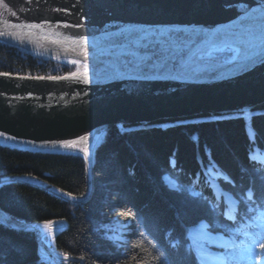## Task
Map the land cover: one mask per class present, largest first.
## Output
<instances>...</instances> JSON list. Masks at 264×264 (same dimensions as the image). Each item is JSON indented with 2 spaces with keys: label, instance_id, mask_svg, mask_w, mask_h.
<instances>
[{
  "label": "trees",
  "instance_id": "trees-1",
  "mask_svg": "<svg viewBox=\"0 0 264 264\" xmlns=\"http://www.w3.org/2000/svg\"><path fill=\"white\" fill-rule=\"evenodd\" d=\"M214 56L232 58L229 51ZM0 71L65 75L75 64L39 59L0 42ZM95 156L87 203L28 184L0 185V207L13 217L67 222L50 244L68 254L63 264H200L199 250L213 248L230 256L251 247L258 260L264 257V103L238 113L116 125ZM22 174L76 196L88 188L82 155L0 143V177ZM203 227L233 245L198 239ZM0 264L52 263L34 232L0 224Z\"/></svg>",
  "mask_w": 264,
  "mask_h": 264
},
{
  "label": "water",
  "instance_id": "water-1",
  "mask_svg": "<svg viewBox=\"0 0 264 264\" xmlns=\"http://www.w3.org/2000/svg\"><path fill=\"white\" fill-rule=\"evenodd\" d=\"M249 30L264 34V0H0V42L43 60H77L88 66L90 81L0 72V143L84 153L88 188L83 196L69 195L32 175L1 176L0 184L38 186L68 202L87 203L96 148L115 124L255 109L264 103V49L251 55L256 63L243 71L235 68L245 58L224 62L205 77L187 73L215 63L199 61L200 50L230 45V35ZM79 36L86 45L73 42ZM126 59L145 64L129 73L119 65ZM89 135V142L81 140ZM64 141H77V147L65 148ZM60 223L67 229L63 220L20 222L0 207V224L35 231L55 264L61 262L42 237L48 225Z\"/></svg>",
  "mask_w": 264,
  "mask_h": 264
},
{
  "label": "bare ground",
  "instance_id": "bare-ground-1",
  "mask_svg": "<svg viewBox=\"0 0 264 264\" xmlns=\"http://www.w3.org/2000/svg\"><path fill=\"white\" fill-rule=\"evenodd\" d=\"M229 42H230V45H228L229 47H227L226 50L232 48V49H234L236 51L234 57L231 58V60H228V61H231L232 62V61L238 60L239 58L240 59L241 58H246V56H248V55H253L256 51L263 50L264 49V34L263 33L261 34L259 32H255V31H252V30H249V31L246 32V34H240V35L232 34V35H230L229 36ZM11 47H13V46H11ZM222 49H224V47H218V45L217 46H213L212 48H208V49L207 48H204V49H202V50L199 51V53H200L199 56L201 57V59H203L204 61H206V59H208L207 58L208 57V53H211L210 57L214 58L215 57L214 56L215 55L214 52H217V51L218 52H222ZM22 52H24V51H22ZM24 53H26V52H24ZM197 59L199 60L200 58L198 57ZM217 60H219V59H217ZM125 61L128 62V65L127 66H123V67H124V69H126L127 71H129V73H131V72L138 73L139 70H140V68L142 67V65L145 64L144 61H142V60H139V61H137L135 63L133 62V60L131 61L129 59H126ZM211 61L212 60L206 61V62H211ZM219 61H222V62H215L213 65H208V66L205 65L206 68H197L196 71H194V70L193 71L192 70H187L188 71L187 73L193 79H197V78L202 77V76L205 77V76H207L209 74L212 75L214 73V71H216L218 69V67L223 66L224 61L223 60H219ZM108 63L111 64V65H116L117 66V62L115 60H112V61H110ZM187 73L185 75H187ZM17 75H19V74H17ZM54 76H59V75H54ZM241 112H243V111H241ZM235 113H238V112H235ZM222 115H224V114H222ZM150 124H152V123L143 122V123H136V124H132V125H125V124L122 123L121 125L126 126V127H130V126H133V125L143 127V126H149ZM116 125H120V124H115V126ZM108 133H109V131H108ZM107 134L105 135V137L107 136ZM105 137H104V139H105ZM91 138H92V136L89 135L88 138L85 140V142H89V140ZM69 139L70 140H73L74 138L72 136H69ZM101 143L97 146L95 152H97V150L100 147ZM3 145H5V144H3ZM7 146H11V145H7ZM11 147H16V146H11ZM19 148H25V147H19ZM35 150H40V149H35ZM40 151H45V150H40ZM59 152H69V153H73V154H75V153L76 154H80V155L83 156V158L85 160V164H86V157H85V154L84 153H79V152H74V151H66V150L65 151L64 150L63 151H59ZM95 164H96V156H95L94 166H95ZM23 175L31 176V174H22V176ZM9 176H21V175H9ZM32 176H35V175H32ZM35 177H37V176H35ZM166 180L168 182H170L169 180H171V179L169 177H166ZM6 183H10V182H6ZM15 183H17V182H15ZM2 184H5V183H2ZM2 184H0V185H2ZM22 184H24V183H22ZM33 187H35V186H33ZM37 188H39V187L37 186ZM39 189H41V188H39ZM43 190L47 191L46 189H43ZM17 220H19V219H17ZM19 221L21 222V220H19ZM52 221H56V220H52ZM63 221H65V220H63ZM22 222H25V221H22ZM43 222H51V221H43ZM27 223H29V222H27ZM36 223H38V222H36ZM257 223L259 224L261 222H257ZM181 225H183L182 222H181ZM65 227H66V223H60L58 225H55L54 227L52 226L51 230H53V231H51V232H54L55 233L54 236H55L58 233V231L55 228H61L62 230H60L59 232H62V231H64ZM53 228L55 229V231H54ZM67 228H68V226H67ZM205 229L207 231L213 233V234H218L219 235L218 242H220L222 244V246H217V247H223V245L225 246V245L230 244V241H228V239L226 237L221 236L220 233L211 231V230L207 229L206 227H205ZM262 229L264 230V228H262ZM49 230H47V231H49ZM31 232H33V231H31ZM196 237H197V235H196ZM53 238L50 239L51 241L49 243L47 242L46 239H45V241H46V244L53 251H56V249H54L50 245L53 242ZM215 247H216V245H215ZM40 248L43 249L41 246H40ZM246 248L247 247H244L243 250L246 249ZM200 251L212 252V253H209V257H211L210 258V263L211 264H223L224 261H223V257L222 256H215V255H213V253L214 254L215 253H218V252H216V251H218V249H216V248H213V249H210V250L209 249H201V250H199V252L197 251L198 252L197 253V260L200 262V264H208L207 262H205L206 260L201 256ZM226 259H227V263L228 264H230L231 261H234L231 264H246V261L248 260V258H246L245 256H243V258H232V257H227V255H226ZM47 260H48V258H47ZM250 260H252V259L249 258V261Z\"/></svg>",
  "mask_w": 264,
  "mask_h": 264
},
{
  "label": "rangeland",
  "instance_id": "rangeland-1",
  "mask_svg": "<svg viewBox=\"0 0 264 264\" xmlns=\"http://www.w3.org/2000/svg\"><path fill=\"white\" fill-rule=\"evenodd\" d=\"M224 47V49H222V52H226V53H228V51L229 52H231V55H232V58L234 57V55H235V50L234 49H227L226 50V48L227 47H229L228 45H226V46H223ZM221 51V50H220ZM218 52V51H217ZM217 52H214V54L215 53H217ZM210 55H211V53H208V59H206V61H210V60H212V61H214V62H222V61H219V60H217V58L216 57H214V58H212V57H210ZM210 59V60H209ZM200 60L201 61H204L203 59H201L200 58ZM231 60V59H230ZM64 61H67V62H69V63H71L73 60H63V61H60V63H62V62H64ZM206 61H204V62H206ZM211 61V62H212ZM224 61V60H223ZM224 62H227V61H224ZM72 64V63H71ZM81 64H83V63H81L80 62V64H75V71L77 70V68H79L80 67V65ZM120 66H127L128 65V62H126V61H124V62H121L120 64H119ZM118 65V66H119ZM82 70V69H81ZM74 71V72H75ZM170 181V180H169ZM170 183L171 184H173L171 181H170ZM60 226V225H59ZM54 229V228H53ZM51 231H53V230H49V231H46V233H45V235L42 237V239H43V241L46 243V241H45V239L47 240V242L49 243L51 240V238H53L54 237V232H51ZM54 231H55V229H54ZM27 232H31V231H27ZM34 233H35V231H33ZM197 235V237L200 239V240H204V241H206L207 243H210V244H212V245H216V246H222V244L220 243V242H218V239H219V235L218 234H213V233H211V232H209V231H207L206 229H205V227H203L202 229H200V231H198V233L196 234ZM35 236H36V234H35ZM222 236V235H221ZM37 239V238H36ZM224 246V245H223ZM225 246H229V244L228 245H225ZM43 251H44V253H45V256L48 258V261H51V263H53V260L50 258V256H49V254H48V252L47 251H45L44 249H42ZM53 253L55 254V258L56 259H58L60 262H61V264H63L64 262H68V257H66V256H63V255H60V253H58L57 251H53ZM200 253H201V256L206 260L205 262H207L208 264H211L210 263V258L211 257H209V253H212V252H205V251H200ZM213 255H215V256H222L223 257V264H228L227 263V259H226V256H225V254L224 253H213ZM209 257V258H208ZM54 264V263H53ZM68 264V263H67ZM260 264H264V258L260 261Z\"/></svg>",
  "mask_w": 264,
  "mask_h": 264
},
{
  "label": "snow or ice",
  "instance_id": "snow-or-ice-1",
  "mask_svg": "<svg viewBox=\"0 0 264 264\" xmlns=\"http://www.w3.org/2000/svg\"><path fill=\"white\" fill-rule=\"evenodd\" d=\"M4 7H7V5L5 4ZM13 15H16L15 12L12 13ZM29 27H33V28H42L43 25L41 24H33V25H29ZM147 38V37H145ZM74 43H79L81 45H86L87 44V38L84 36H79V37H75L73 39ZM72 64H80L79 61L77 60H73L71 62ZM256 63V59L255 57L248 55L245 58V62H241L238 65H236L235 70L236 71H243L244 69H247L250 67V65L255 64ZM82 69V70H81ZM4 75H7V73H4ZM72 78H77V79H81L82 82L84 84H88L89 81V77H88V66L81 64L79 68H77V70L75 72H72L69 74ZM37 79H45V77H36ZM69 77L65 76V77H60V76H50L47 77V79H51V80H61V79H65L67 80ZM0 136H5V133L0 132ZM6 138H10L15 140V137H6ZM87 137H81V140H86ZM62 146L65 148H76L77 147V141H64L62 142ZM87 152V150H85ZM69 195H72L71 193H69ZM49 229L51 230L52 228V224L48 225ZM262 248H264V245H261ZM67 253H65V256L67 257Z\"/></svg>",
  "mask_w": 264,
  "mask_h": 264
}]
</instances>
